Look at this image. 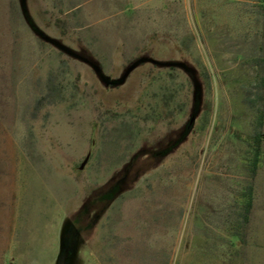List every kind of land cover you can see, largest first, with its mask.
Instances as JSON below:
<instances>
[{"label":"rangeland","instance_id":"1","mask_svg":"<svg viewBox=\"0 0 264 264\" xmlns=\"http://www.w3.org/2000/svg\"><path fill=\"white\" fill-rule=\"evenodd\" d=\"M68 228L67 264H264V2L0 0V264Z\"/></svg>","mask_w":264,"mask_h":264},{"label":"trees","instance_id":"2","mask_svg":"<svg viewBox=\"0 0 264 264\" xmlns=\"http://www.w3.org/2000/svg\"><path fill=\"white\" fill-rule=\"evenodd\" d=\"M261 1L264 2V0ZM262 117H263V113L260 110V112L258 113V118L261 120ZM245 141L253 151L254 161L252 162V172L255 173L260 156L262 134L256 133L253 136H248L245 138ZM252 190H253L252 184H249L248 192L246 194V204L242 212V218L244 223L249 221V216L252 208Z\"/></svg>","mask_w":264,"mask_h":264},{"label":"water","instance_id":"3","mask_svg":"<svg viewBox=\"0 0 264 264\" xmlns=\"http://www.w3.org/2000/svg\"><path fill=\"white\" fill-rule=\"evenodd\" d=\"M133 67H134V66H131V67L129 68L128 71H130L131 69H133ZM96 72H97V74L100 76V78L105 82V84H107V85H108V84L115 85V84H118L119 81H120V80L109 81L106 77H104V76L99 72L98 69H96ZM193 122H194V116H192V117L190 118L189 123H188V126H187V129H189V128L191 127V125L193 124ZM72 254H73V252H72ZM70 257H71L70 254L67 255V256H66V255H63L62 250H61L60 255L58 256V259H57L56 264H67V261H68V259H69Z\"/></svg>","mask_w":264,"mask_h":264},{"label":"flooded vegetation","instance_id":"4","mask_svg":"<svg viewBox=\"0 0 264 264\" xmlns=\"http://www.w3.org/2000/svg\"><path fill=\"white\" fill-rule=\"evenodd\" d=\"M75 237V233L71 234V230L68 228L65 234L64 243H63V255H69L71 254L70 251L72 249V242Z\"/></svg>","mask_w":264,"mask_h":264}]
</instances>
